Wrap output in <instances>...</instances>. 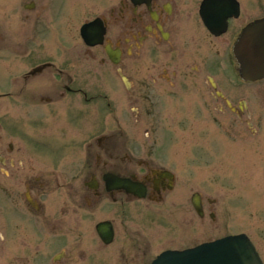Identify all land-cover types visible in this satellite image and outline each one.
<instances>
[{
	"label": "flooded vegetation",
	"instance_id": "af4514ba",
	"mask_svg": "<svg viewBox=\"0 0 264 264\" xmlns=\"http://www.w3.org/2000/svg\"><path fill=\"white\" fill-rule=\"evenodd\" d=\"M23 11L0 27V264H151L169 248L150 257L142 209L174 204L173 142L254 135L264 79L237 47L264 0H112L91 43L63 39L60 8Z\"/></svg>",
	"mask_w": 264,
	"mask_h": 264
},
{
	"label": "rangeland",
	"instance_id": "374dc122",
	"mask_svg": "<svg viewBox=\"0 0 264 264\" xmlns=\"http://www.w3.org/2000/svg\"><path fill=\"white\" fill-rule=\"evenodd\" d=\"M25 1L29 0H0V27L6 33L23 27ZM111 1L36 0L39 6L60 8L63 39L69 43L83 20ZM0 61L7 63L1 58ZM263 86L256 84L254 88ZM252 102L254 135L236 138L224 132L220 153L202 154V150L208 149L200 148L199 139L187 142L179 138L173 142L174 168L178 174V184L171 196L174 204L142 209L143 232L151 238L150 257L164 248H184L228 234L245 233L264 262V109H260L257 100ZM3 112L0 110V119L4 118ZM130 123L127 131L132 135L134 129L128 127ZM195 191L204 199L213 200L205 203L204 220L188 203ZM208 209L214 218H209ZM4 247L5 244H0V259L6 256Z\"/></svg>",
	"mask_w": 264,
	"mask_h": 264
},
{
	"label": "water",
	"instance_id": "95a60500",
	"mask_svg": "<svg viewBox=\"0 0 264 264\" xmlns=\"http://www.w3.org/2000/svg\"><path fill=\"white\" fill-rule=\"evenodd\" d=\"M263 22L243 32L237 47L240 74L245 79L264 78V29ZM87 27L82 29L87 39ZM192 204L198 214L202 208L196 195ZM152 264H262L253 244L245 234L226 236L212 242L203 243L183 251H166Z\"/></svg>",
	"mask_w": 264,
	"mask_h": 264
}]
</instances>
